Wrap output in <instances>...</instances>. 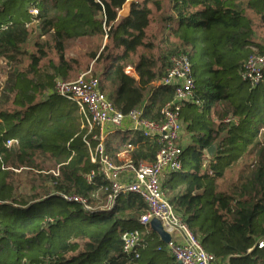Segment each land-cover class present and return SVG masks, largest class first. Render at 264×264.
I'll return each mask as SVG.
<instances>
[{
  "label": "trees",
  "instance_id": "1",
  "mask_svg": "<svg viewBox=\"0 0 264 264\" xmlns=\"http://www.w3.org/2000/svg\"><path fill=\"white\" fill-rule=\"evenodd\" d=\"M127 1L0 0V70L2 63L10 69L3 91L11 104L0 106V264H179L157 233L139 225L148 209L139 194H118L108 210L110 183L98 174L87 180L97 165L84 141L92 136L85 116L52 92L56 78L70 80L77 70L66 51L80 39L90 43V76L115 109L141 108L150 120L174 99L161 82L172 57L189 55L194 98L180 111L188 143L182 169L162 187L218 261L264 264L257 245L264 238V76L256 85L243 77L246 61L264 55V0H132L122 15ZM33 31L42 41L28 52ZM230 116L238 123H224ZM10 138L17 143L7 146ZM128 144L136 164L153 163L162 147L126 131L110 135L106 150L115 161ZM22 174L32 176L29 191L16 183ZM135 229L139 257L126 254L122 240Z\"/></svg>",
  "mask_w": 264,
  "mask_h": 264
},
{
  "label": "built area",
  "instance_id": "2",
  "mask_svg": "<svg viewBox=\"0 0 264 264\" xmlns=\"http://www.w3.org/2000/svg\"><path fill=\"white\" fill-rule=\"evenodd\" d=\"M172 64L162 79V83L173 87L174 99L161 108V118L150 120L143 116V109H134L128 114L118 111L101 91L99 80L90 76V72L73 80L56 78L52 92L73 100L85 116L91 137L85 138L90 152V160L97 165V170L87 175L91 182L96 174L104 177L111 186L108 197V210L113 209L115 199L120 193L134 192L147 203V211L140 217L139 225L150 227L152 219H158L171 235L166 244L168 251L179 264H217V258L208 253L198 237L190 230L182 216L176 212L162 187L163 179L170 172L182 169L183 147L179 141L184 131L180 116L182 106L194 98V78L192 64L187 53L180 51L172 57ZM264 76V55H253L245 63L243 77L256 85ZM224 123L237 124L238 119L227 117ZM140 131L144 137L156 139L162 144L153 163L136 164L128 153L131 144L121 152V163H116L106 150V140L112 133L125 130ZM17 143L15 138L6 141L7 146ZM66 200L81 202L90 208L87 201L76 196L62 194ZM124 252L139 257L141 233L139 229L126 232L122 236ZM264 247V238L257 243Z\"/></svg>",
  "mask_w": 264,
  "mask_h": 264
},
{
  "label": "rangeland",
  "instance_id": "3",
  "mask_svg": "<svg viewBox=\"0 0 264 264\" xmlns=\"http://www.w3.org/2000/svg\"><path fill=\"white\" fill-rule=\"evenodd\" d=\"M132 0H128L127 4L125 5V7L128 6V4L131 2ZM35 27V26H34ZM41 42L40 39L38 38V33L36 31L32 32V35L28 41V43L25 45V50H27L28 52H34L35 51V44L36 42ZM90 46V43L87 42V40H77L74 42H71L68 45L67 51H66V56L67 58H72V59H76L78 62L76 63L77 65V70L75 71L74 74H72V76L69 78L70 80L76 79L78 76L85 74V73H92V68H93V63L91 61H89L88 58L84 57L85 52L88 51V48ZM56 55L55 53H50V57L54 58ZM27 59H25L26 62ZM131 69V68H130ZM9 68L6 67L5 63H2L1 65V70H0V75H1V79H0V106L3 104H6L7 107H9L11 104L5 101L6 99V94L3 91L4 90V85H5V81H6V77L8 75L9 72ZM128 71V69H127ZM131 75H134V70L128 71ZM47 93L44 94V96H46ZM188 143V137L186 136V134L183 131L182 137L179 141L180 146L184 147L186 144ZM237 168L234 169V172H237ZM31 175L29 174H22L19 178H17V184H20L21 189L24 191H29L31 188V184L32 182L30 181L31 179ZM221 261H218V264ZM221 264V263H220ZM225 264H229V260L228 263L227 261L225 262Z\"/></svg>",
  "mask_w": 264,
  "mask_h": 264
},
{
  "label": "water",
  "instance_id": "4",
  "mask_svg": "<svg viewBox=\"0 0 264 264\" xmlns=\"http://www.w3.org/2000/svg\"><path fill=\"white\" fill-rule=\"evenodd\" d=\"M215 150H216V146L215 145L211 146L207 151L208 155L213 156ZM150 228L152 231L157 233L161 242H163L164 244H168L170 242L171 235L164 229L162 223L158 219L154 218L151 220Z\"/></svg>",
  "mask_w": 264,
  "mask_h": 264
},
{
  "label": "crops",
  "instance_id": "5",
  "mask_svg": "<svg viewBox=\"0 0 264 264\" xmlns=\"http://www.w3.org/2000/svg\"><path fill=\"white\" fill-rule=\"evenodd\" d=\"M127 12H128V7H124V9L122 10V12H121V14L122 15H124V14H127ZM131 68V67H130ZM131 70H133L132 68L129 70V71H131ZM135 75V74H134ZM126 131H129L128 129L127 130H125L124 132H126ZM123 132V133H124ZM116 133V132H115ZM117 133H120V132H117ZM112 134H114V133H112ZM111 134V135H112ZM122 160H123V158L121 157V152L120 153H118V156H117V160H115V161H117L116 163H121L122 162ZM227 261V263H228V260H225V261H221L220 263L221 264H225V262ZM219 263V264H220ZM218 264V263H217ZM230 264V263H229Z\"/></svg>",
  "mask_w": 264,
  "mask_h": 264
}]
</instances>
